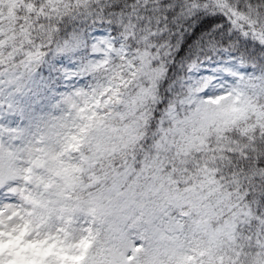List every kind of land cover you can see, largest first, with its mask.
<instances>
[{
    "label": "snow or ice",
    "instance_id": "1",
    "mask_svg": "<svg viewBox=\"0 0 264 264\" xmlns=\"http://www.w3.org/2000/svg\"><path fill=\"white\" fill-rule=\"evenodd\" d=\"M0 264H264V0H0Z\"/></svg>",
    "mask_w": 264,
    "mask_h": 264
}]
</instances>
